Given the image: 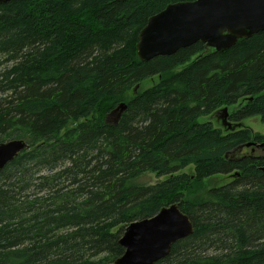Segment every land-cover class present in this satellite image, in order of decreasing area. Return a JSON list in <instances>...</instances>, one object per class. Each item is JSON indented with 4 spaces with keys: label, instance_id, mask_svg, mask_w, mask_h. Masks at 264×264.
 I'll return each mask as SVG.
<instances>
[{
    "label": "trees",
    "instance_id": "1",
    "mask_svg": "<svg viewBox=\"0 0 264 264\" xmlns=\"http://www.w3.org/2000/svg\"><path fill=\"white\" fill-rule=\"evenodd\" d=\"M192 1L0 4V143L29 145L0 171V264H115L126 228L175 203L194 234L157 264H264V159L235 154L264 137L201 120L227 108L233 127L264 123V32L137 56L149 19ZM149 172L166 179L133 183Z\"/></svg>",
    "mask_w": 264,
    "mask_h": 264
},
{
    "label": "water",
    "instance_id": "2",
    "mask_svg": "<svg viewBox=\"0 0 264 264\" xmlns=\"http://www.w3.org/2000/svg\"><path fill=\"white\" fill-rule=\"evenodd\" d=\"M11 1L14 0H0V4ZM261 32H264V0L178 2L149 19L139 35L137 56L147 63L197 43L204 44L205 54L217 53ZM127 108V104L121 103L108 118L118 124ZM212 118L222 121L225 128H236L228 120L227 108L217 111ZM28 148L25 140L0 143V171ZM181 205L164 207L155 217L128 226L119 241L125 253L115 264H157L170 255L175 243L193 235L194 225L181 211Z\"/></svg>",
    "mask_w": 264,
    "mask_h": 264
},
{
    "label": "rangeland",
    "instance_id": "3",
    "mask_svg": "<svg viewBox=\"0 0 264 264\" xmlns=\"http://www.w3.org/2000/svg\"><path fill=\"white\" fill-rule=\"evenodd\" d=\"M193 60H194V58H193ZM182 69L183 68L180 67V68L176 69V71H181ZM155 82L154 81H147V82L142 83L141 84V92H144L145 90L156 85ZM132 97L133 96L131 95V93H129L127 96V100L131 99ZM236 107H240V105H237V106H234L233 108H231L230 112L231 111L233 112V110L235 111ZM111 120H112V118H111ZM201 120H202V122L207 121V120H211L212 123L214 124V127H216V128L223 126L222 121L218 120L217 118H212V116L211 117H205L204 119H201ZM113 124H114V122H113ZM239 126H241V127H239ZM234 127H236L235 129L247 128L252 132L253 135L259 134V135L264 137V123L262 122L260 117H253V118L245 119L243 123H237V124H235ZM245 151H246V154H248V155L250 154V150L246 149ZM257 153H258L257 155H264L263 151H260V150H258ZM185 172H193V169H191V170L186 169ZM165 179H166L165 177L159 178L157 174L149 172V173H146V174L140 176L139 178L135 179V181L133 183L136 185H149V184H157L161 181H164ZM229 179H230V181L232 180V178H228L226 176L214 178V179L205 181L204 185H206V187L213 186V185L218 186L221 184L224 185V184L229 182ZM197 196H199V195H197ZM188 197L192 198L191 194Z\"/></svg>",
    "mask_w": 264,
    "mask_h": 264
},
{
    "label": "flooded vegetation",
    "instance_id": "4",
    "mask_svg": "<svg viewBox=\"0 0 264 264\" xmlns=\"http://www.w3.org/2000/svg\"><path fill=\"white\" fill-rule=\"evenodd\" d=\"M202 48H203V52L200 54H197L198 57H202L203 54H205L204 50H205V46L204 44H202ZM108 122L112 123L113 124V120H111V118H107ZM250 150V154H246V151L245 150ZM260 150V151H263L264 153V140H261V141H256V140H252L250 141L249 143H246L244 145H241L239 147V149L237 150V153H236V156L239 157V159H243V158H247V157H250L251 159H254L255 157L256 158H260V159H264V155H257V151ZM234 176H237V174H233L232 177Z\"/></svg>",
    "mask_w": 264,
    "mask_h": 264
}]
</instances>
